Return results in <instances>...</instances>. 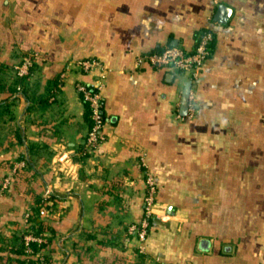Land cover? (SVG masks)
I'll return each instance as SVG.
<instances>
[{
    "label": "crops",
    "instance_id": "0c3cea01",
    "mask_svg": "<svg viewBox=\"0 0 264 264\" xmlns=\"http://www.w3.org/2000/svg\"><path fill=\"white\" fill-rule=\"evenodd\" d=\"M205 28L197 79L137 63L192 50ZM98 79L105 139L81 156L90 122L77 84ZM189 82L196 113L183 118ZM0 106V236L26 225L34 190L59 197L46 219L61 264H264V0H0ZM21 158L29 170L4 190ZM147 173L156 203L141 242L128 227L145 217Z\"/></svg>",
    "mask_w": 264,
    "mask_h": 264
},
{
    "label": "built area",
    "instance_id": "2783aa9c",
    "mask_svg": "<svg viewBox=\"0 0 264 264\" xmlns=\"http://www.w3.org/2000/svg\"><path fill=\"white\" fill-rule=\"evenodd\" d=\"M219 0H214L218 3ZM213 39V32L206 28L200 33L194 48L190 51L185 50L180 46H166L162 50L151 51L141 54L137 58V63L147 62L155 67H169L189 73L190 79L198 78L200 71L211 53L210 43ZM33 64L31 55H24L20 62L14 65L15 74L24 76L29 73L30 66ZM99 63L95 59H84L79 61V66L83 70H91L97 67ZM103 79H98L92 84L78 83L77 89L81 93L83 99L87 101L91 108L92 125L87 131L83 142L81 153L95 152L99 149L105 139L104 127L106 124L105 116L102 110V93ZM196 113V103L194 94L190 91L188 109L186 115H179L183 118H192ZM24 161H19L15 164L12 172L18 167H22ZM12 174V173H10ZM11 175L4 178L2 188H6L11 183ZM146 195L144 197L145 217L140 223H132L128 227L129 233L136 234L138 239L143 242L147 235L149 217L153 216L154 205L156 203V184L153 176L150 173L146 175ZM48 194H44L47 196ZM28 243L29 240L41 241L42 238L35 237L31 234L25 236ZM142 248V244L140 245Z\"/></svg>",
    "mask_w": 264,
    "mask_h": 264
},
{
    "label": "trees",
    "instance_id": "16d2710c",
    "mask_svg": "<svg viewBox=\"0 0 264 264\" xmlns=\"http://www.w3.org/2000/svg\"><path fill=\"white\" fill-rule=\"evenodd\" d=\"M205 29H203L202 32ZM213 39H214V35H213ZM213 39L210 43L211 52L213 46ZM32 67L33 64L30 66L29 72L31 71ZM27 75L24 76L17 75V77L20 79L18 83L19 86L22 85L21 82ZM84 102L86 107V118L90 122V126H89L90 129L92 125L91 108L87 101L84 100ZM81 149H83V145ZM88 154H89L88 152H85L82 153L81 156H85ZM18 161H24V165L22 167L16 168V170L13 172L12 169L17 162L15 163L10 162L7 165V167L10 168V171L12 173L11 175L12 179L14 178V180L17 181L24 178V173L27 172V170H29L30 168V166L27 165V161L25 159L21 158ZM12 179L10 185L12 184ZM10 185L4 188V190L8 189ZM1 187H2V182H1ZM31 196L33 198L32 204L30 208L25 212V216H24L26 225L19 231H15L9 237L7 235L0 236V264H57L53 255L54 249L51 247V245L54 244V238H53L54 235L52 233H54L55 230L47 222L46 214L53 211L59 200V197L55 194H48L47 196H44L38 191H34V190H31ZM152 218L153 217H149L147 231L149 229ZM48 232L50 233V235L47 234ZM27 234H31L35 237L42 238V240L41 241L29 240L27 243L25 238ZM80 253L81 252L79 251V254ZM79 260H82L81 255H79Z\"/></svg>",
    "mask_w": 264,
    "mask_h": 264
},
{
    "label": "water",
    "instance_id": "95a60500",
    "mask_svg": "<svg viewBox=\"0 0 264 264\" xmlns=\"http://www.w3.org/2000/svg\"><path fill=\"white\" fill-rule=\"evenodd\" d=\"M231 14V8L224 3H220L217 6L214 18L219 22H226ZM191 89V82L187 83L182 93V99L180 104V112L182 115L187 114L189 93Z\"/></svg>",
    "mask_w": 264,
    "mask_h": 264
},
{
    "label": "rangeland",
    "instance_id": "374dc122",
    "mask_svg": "<svg viewBox=\"0 0 264 264\" xmlns=\"http://www.w3.org/2000/svg\"><path fill=\"white\" fill-rule=\"evenodd\" d=\"M9 175H12V174H9ZM7 176H8V175H7ZM5 177H6V176H5ZM5 177H4V178H5ZM11 178H12V176H11ZM3 180H4V179H3ZM2 182H3V181H2ZM54 258H55V256H54ZM55 259H56V258H55ZM60 259H61L60 257H59V258L57 257V261H56L57 264H61V263H62V261H61ZM83 263H85V262H83Z\"/></svg>",
    "mask_w": 264,
    "mask_h": 264
}]
</instances>
